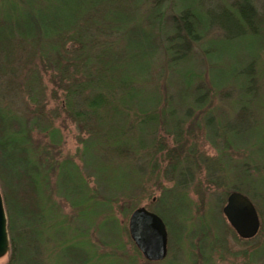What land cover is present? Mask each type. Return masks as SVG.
<instances>
[{
    "label": "trees",
    "instance_id": "trees-1",
    "mask_svg": "<svg viewBox=\"0 0 264 264\" xmlns=\"http://www.w3.org/2000/svg\"><path fill=\"white\" fill-rule=\"evenodd\" d=\"M85 1V11L77 0H35L34 13L14 6L13 14L0 15V191L11 238L6 264H137L141 256L148 264L130 223L152 180L161 194L142 206L167 228L173 258L161 264H198L191 255L174 262V249L182 247L216 264L214 253L226 248L220 223L235 239L253 242L249 262L264 259V16L252 0H228L223 22L212 28L201 0L196 9L191 0H117L128 14L121 20L99 3L110 0ZM141 4L145 19L136 12ZM147 26L154 37L167 31L156 49L133 42ZM235 28L263 39L255 38L247 51L230 42L208 46L207 36L229 38ZM24 46L21 64L18 48ZM212 49L221 53L212 56ZM38 52L56 74L63 111L83 133L81 164L69 156L52 161L47 149L32 143L34 129L46 133L49 147L61 143L59 128L45 115L24 117L3 102L1 86L15 79L30 103L38 99L41 79L35 68L26 69ZM165 75L163 93L158 80ZM222 91H237L229 99L234 112L210 107ZM199 136L214 154L190 139ZM111 166L120 170L109 174ZM196 174L204 175L208 191L221 190L213 199L221 222L213 207L195 226L186 223L193 204L188 183ZM233 193L258 210L261 226L251 239L241 238L224 214ZM182 231L197 241L193 249ZM129 244L131 255L124 252Z\"/></svg>",
    "mask_w": 264,
    "mask_h": 264
},
{
    "label": "rangeland",
    "instance_id": "rangeland-1",
    "mask_svg": "<svg viewBox=\"0 0 264 264\" xmlns=\"http://www.w3.org/2000/svg\"><path fill=\"white\" fill-rule=\"evenodd\" d=\"M137 0H135L136 3ZM175 2H178L177 5H179V0H174ZM77 2H81L83 3L82 5V10L85 11V5L84 3L86 2L85 0H77ZM117 0H110L106 3H103L102 1L99 3H102V5L104 6L106 12L108 13L109 16L115 18V19H126L128 16L127 13L124 12V10L122 9V4L124 2H122L121 4H117L116 3ZM203 7L205 9V11H207L208 14H210L212 16V20L213 22L211 23L212 28H214L215 26V22L219 21V22H223V18H222V13L225 11V3L228 2V0H201ZM253 4L256 5L257 7V11L259 13H261L260 15L264 16V0H252ZM138 4H140L141 2H137ZM196 4H198V2H196ZM195 4V0H191V6L193 8H197L198 6ZM35 5V0H0V15L2 16H6L8 14H13L14 11V6H20V7H25L26 9H28L29 7H33ZM29 6V7H28ZM139 8L136 10V12L138 13H145L146 8L145 5L141 4L138 6ZM91 9V8H90ZM89 9V10H90ZM231 11V10H230ZM234 11V10H232ZM32 12H35V7L32 8ZM170 11H168L169 13ZM227 12V11H226ZM144 18V16H143ZM145 19V18H144ZM261 28V27H260ZM214 31V30H213ZM145 36H142L141 40H134V43H143L146 46H151V49H156V44L157 42H165V34H167V31H162L160 32L161 35L159 36H153L151 34V29L147 26L145 27ZM210 36L212 37H208L206 38L207 44L208 46H211L212 48L216 45V44H222V43H235L236 44V48H239L240 46H243V49L247 51L248 46L254 41V39L256 38L258 41H261L263 39V37H261L262 35L259 33H248V31L243 34V31H241L240 29H231V32L229 33V38L224 37V38H220V39H215L213 36H216V34H210ZM256 36V37H255ZM232 37V38H230ZM230 40H234V41H230ZM222 42V43H219ZM218 47V45L216 46ZM232 48H234L235 46H230ZM25 48L27 47H20L18 49L19 50V55H21L22 57H20L21 60V64L23 63V61H25L27 58L24 57L26 50ZM213 50V49H212ZM211 55L215 56L221 52L217 51V50H213L211 51ZM236 52V51H235ZM234 53V52H233ZM241 54H243V50H241L239 52ZM40 53H36L34 54V56L31 58V62L26 66V69L29 68H35L33 70L37 71L38 73V78L41 79V84H39V97L38 99H35V103H30L29 101V95L28 93L21 89L19 82L20 79L17 80L15 79L14 83L7 80L6 82L4 81V84L1 86L2 90H3V102L5 105H9L10 107H12V109H16V111L19 114H22L24 117H28V116H32L33 114H43L46 116V118L51 122V124L53 125V127L55 128H59L60 132H61V143L54 147L51 148L48 146L49 143V139L46 136V133H41L39 130H33L31 133V137H32V143L35 145L40 146L42 149H47V151L49 152V158L51 156L50 159H52V161H56V160H60L64 157H72L74 158L79 164H81V159H80V148H82V144L80 142L81 137L83 136V133L78 129L76 123L63 111V106H62V90L58 89V86L54 83L53 81V75H56L54 73H52V70H46L44 65L41 62V58L42 56L39 55ZM261 60H262V65L264 68V53H262L260 55ZM203 58V57H201ZM46 62H48L47 60H45ZM29 62V61H27ZM35 63V64H33ZM23 66V65H22ZM53 74V75H52ZM12 75V74H11ZM167 75L159 78L158 83L160 85V90L165 93V89L167 90ZM1 83V81H0ZM262 84L264 85V79ZM224 92V93H223ZM236 92H225L222 91L218 92L219 95H215L213 96L212 102H214V104L210 105V107L214 108H222L223 110H225L226 113H231L234 112L231 109V102H229V99L234 98V96H236ZM35 110V113H34ZM195 119V116H193V120L191 122L190 120V124L193 123ZM196 121V120H195ZM190 124H188V127L191 126ZM187 127V126H186ZM195 135H197V132H194ZM200 138V139H199ZM191 141H197L200 149L206 151V153L208 154H214L215 150L209 145V143L205 141L204 138H202V136H199L198 139L197 138H190ZM40 157H48L47 153L46 155L44 154V152L41 153ZM95 164V163H94ZM115 164V163H114ZM97 165V164H95ZM98 165H101L98 162ZM126 166V165H125ZM126 168V167H125ZM131 167L127 166V169H130ZM118 170H120V167L117 166H111L107 171L108 173H115L118 172ZM204 170V169H202ZM133 176H134V172L131 170ZM204 175H197L194 178V181L191 183H188V188L190 189V197L193 200V204H192V210L190 211V213L187 215V224L192 227L195 226L196 224H198L201 220V218L204 217V215H206L208 213V211L213 208V213L216 216H213L216 218V220L219 222H221V218L220 216H217L215 214V212L218 210L216 207V204L213 203V199L217 196H219L221 190L220 189H212L211 191L207 190L206 184L204 183ZM153 180L152 182H149L146 187H148V193L142 197L139 201L140 204L139 206L142 205H147L148 203L151 202L150 197H152L153 199L158 197L161 194V189L159 187H157L156 185L153 184ZM164 183L168 186L172 185V182H168L164 180ZM150 200V201H149ZM156 200V199H155ZM69 207H66V211H69ZM121 216V214H120ZM122 218V216H121ZM123 220V219H122ZM125 220V221H124ZM123 221L126 223V227L128 226L129 222L128 219H124ZM221 228L220 230H222L221 232V236L225 239L226 242V248L223 245L224 249L222 248V250L218 249L213 256V260L214 263L216 264H264V259H262L259 262H249L248 260V256L246 255V250L249 247V244L253 243H249L247 244L246 242L242 241V240H237L233 237V235L230 233V231L226 230V227L220 223ZM213 229L217 230L214 225L212 227ZM128 229V227H127ZM224 229V231H223ZM182 233L181 232V238L182 240L189 244L190 250L193 249L191 248L194 244H197V241L195 239H193L192 241L190 239L187 238L188 232L186 234H184V236L186 237H182ZM214 233H216V231H214ZM214 233H212L214 235ZM212 235V236H213ZM181 240V239H180ZM179 240V241H180ZM195 240V241H194ZM189 250V251H190ZM124 252H129V255H131L133 253V248L132 246L129 244L126 246V248H124ZM120 253V252H118ZM191 255V259L190 261H192L197 257H199V263L198 264H204V259L202 260L200 255L199 250L197 249H193L192 253H187L186 254V248L182 247V248H177L174 249V262H180L183 261L185 262L186 258ZM122 256V254H121ZM9 254L0 256V264H6L9 261ZM123 257V256H122ZM145 257L141 256L137 259V264H147L145 262ZM169 258H173L172 255L167 258V260ZM167 260H164L165 262ZM163 263L162 260H151L148 264H161ZM191 264V263H190Z\"/></svg>",
    "mask_w": 264,
    "mask_h": 264
},
{
    "label": "water",
    "instance_id": "water-1",
    "mask_svg": "<svg viewBox=\"0 0 264 264\" xmlns=\"http://www.w3.org/2000/svg\"><path fill=\"white\" fill-rule=\"evenodd\" d=\"M224 212L241 237L251 238L260 228V218L253 202L243 194L233 193ZM137 243L148 258L156 259L166 252L167 232L161 219L148 213L144 208L137 209L130 223ZM8 215L0 191V256L10 250Z\"/></svg>",
    "mask_w": 264,
    "mask_h": 264
}]
</instances>
